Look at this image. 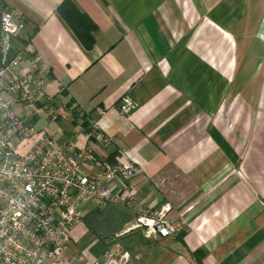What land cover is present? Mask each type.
<instances>
[{
    "label": "crops",
    "instance_id": "obj_1",
    "mask_svg": "<svg viewBox=\"0 0 264 264\" xmlns=\"http://www.w3.org/2000/svg\"><path fill=\"white\" fill-rule=\"evenodd\" d=\"M91 30L85 48L60 16ZM24 18L54 118L18 114L63 145L139 173L111 184L127 207L84 206L69 255L104 264H264V0H0ZM128 95L136 108L119 113ZM90 131V133H89ZM109 138L103 148L96 136ZM86 172H94L92 166ZM169 238L118 236L163 202ZM75 264V263H71Z\"/></svg>",
    "mask_w": 264,
    "mask_h": 264
},
{
    "label": "built area",
    "instance_id": "obj_2",
    "mask_svg": "<svg viewBox=\"0 0 264 264\" xmlns=\"http://www.w3.org/2000/svg\"><path fill=\"white\" fill-rule=\"evenodd\" d=\"M47 74L24 18L0 5V264H87L81 254H68L70 231L81 224L84 206L124 208L133 200L111 191L113 182L139 173L127 160L110 164L90 148L63 145L47 133L25 156L17 154L18 146L36 135L19 109L39 106L47 117L57 115L56 102L45 94ZM135 108L125 95L118 111L128 116ZM96 139L103 148L111 145L101 134ZM87 166L94 172H86ZM171 210L167 201L154 211L141 210L118 236L138 232L146 240L172 237L177 228L168 218ZM106 256L104 264H126L129 258Z\"/></svg>",
    "mask_w": 264,
    "mask_h": 264
},
{
    "label": "trees",
    "instance_id": "obj_3",
    "mask_svg": "<svg viewBox=\"0 0 264 264\" xmlns=\"http://www.w3.org/2000/svg\"><path fill=\"white\" fill-rule=\"evenodd\" d=\"M60 16L69 25L75 35H77L84 47L87 49L91 48L93 38L91 36V30H88L84 21L85 19L69 3H65L60 8Z\"/></svg>",
    "mask_w": 264,
    "mask_h": 264
},
{
    "label": "rangeland",
    "instance_id": "obj_4",
    "mask_svg": "<svg viewBox=\"0 0 264 264\" xmlns=\"http://www.w3.org/2000/svg\"><path fill=\"white\" fill-rule=\"evenodd\" d=\"M26 108H28V107H26ZM31 147H32L31 142H26L24 144H21L17 148V154L20 156H25Z\"/></svg>",
    "mask_w": 264,
    "mask_h": 264
}]
</instances>
